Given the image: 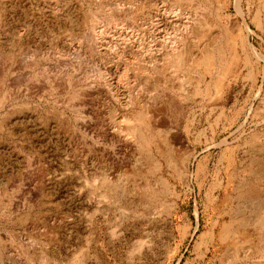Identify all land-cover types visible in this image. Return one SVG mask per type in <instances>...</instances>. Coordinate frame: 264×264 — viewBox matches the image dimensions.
Returning a JSON list of instances; mask_svg holds the SVG:
<instances>
[{
  "label": "rangeland",
  "instance_id": "374dc122",
  "mask_svg": "<svg viewBox=\"0 0 264 264\" xmlns=\"http://www.w3.org/2000/svg\"><path fill=\"white\" fill-rule=\"evenodd\" d=\"M100 1L103 0H63L57 5L54 0H0V42L11 56L5 86L12 90L9 84L16 83L20 88L8 100L6 111H21L0 130V264H229L230 243L220 244L217 240L220 226L228 225L232 219L240 225L252 223L248 229L253 231L264 210V190L256 199L246 193L250 185L264 186V149L257 152L246 144L252 131L264 136V109L260 106L257 115H249L254 91L251 82L243 79L246 71L225 95L224 115L218 117L219 110L211 109V103L199 105L200 98L196 97L194 123L188 125L187 139L195 144L198 158L190 172L195 171L198 161L205 162V169L183 185L172 177L162 141L166 135L177 133L176 122L171 120L167 130L155 133L147 149L138 144L137 135L130 139L117 127L129 108L128 96L133 98L136 88L156 96L170 87L168 79L156 75L137 77L130 92L116 88V81H112L111 88L102 85L111 82V67L116 66L120 74L126 58L138 57L137 44L149 43L157 49L151 37L168 39L175 31L165 25L157 27L154 18L140 14L136 20L124 18L122 26L112 28L104 24L110 10L102 8ZM158 3L169 8L168 0ZM182 9L177 13L183 20L188 15ZM255 9L257 2L247 16L249 23ZM94 21L103 28H99L102 41L94 39L95 34L89 31ZM223 23L225 26L226 21ZM251 28L257 34L250 36L251 43L264 55V30L260 33L254 26ZM124 32L136 40L132 39L135 46L122 44L119 33ZM63 37H84L81 41L85 50L84 59L78 62L79 74L85 75V120H81L85 130L72 119L67 139L41 124L46 114L56 116L53 114L60 109L57 96L45 92L37 98L25 92L31 85L27 76L32 63L29 52L50 57L55 46L61 47ZM104 42H112L111 49ZM152 54H143L151 69L157 62L162 64V55ZM73 59L75 55L71 54ZM35 60H41L35 61L39 68L50 61L48 68L52 69V60L41 56ZM99 75L102 83L97 81ZM178 83L172 85L176 88ZM101 85L104 96L98 100L90 91ZM259 86L264 89L263 76ZM204 87V82L199 84L201 91ZM186 88L188 92L193 90L191 86ZM253 103L256 107L257 103ZM244 120L248 125L243 137L237 139L234 131ZM254 122L261 124L255 127ZM224 139H228L234 155L226 199L219 185L226 184V171L229 173L231 168L226 159L221 160L225 147H215ZM153 159L163 164L159 172L150 170ZM252 162L261 168L255 171ZM158 176L176 187L178 197L164 192ZM210 228L214 229V238L201 240Z\"/></svg>",
  "mask_w": 264,
  "mask_h": 264
},
{
  "label": "bare ground",
  "instance_id": "6f19581e",
  "mask_svg": "<svg viewBox=\"0 0 264 264\" xmlns=\"http://www.w3.org/2000/svg\"><path fill=\"white\" fill-rule=\"evenodd\" d=\"M54 1L57 5L63 3V0ZM168 1L169 8L159 6V0L100 1V6L102 8L108 11L110 10L109 15L104 19L106 21L104 24L108 25L109 23L112 28L122 26L121 23L124 18L131 21L136 20L137 14H140L145 15L148 19L149 16L154 18V25L157 27H163L164 25L170 28L172 27V32L175 31V34H173V37L171 36V38L166 39L161 36L159 38H153V34L151 33L153 43L155 42V46H158L157 49L153 48L152 45H150V48L149 43L146 45L144 44V46L137 44L139 49L138 57L130 56L126 58L124 65L120 68V74L116 66L109 67V71L113 76L111 82L102 83L99 81L102 79V75H99V78L97 77V81L108 87L112 85V81H116V88L119 87L124 91H129L131 90V84L133 85V80L137 77L146 76L150 78L152 77L151 75H156L163 79H168L170 87L159 91V94H156V96L153 94L151 95L144 89H133L135 95L133 98L128 96L127 105L129 108H126L127 111H125L123 119L118 123L117 127L119 128V132H124L130 139H134V136L137 135L139 137L138 144H141L147 149L149 145L153 143L155 133L157 134L167 130L166 128H168L171 120L176 122L178 127L177 133L171 136L166 135L162 140L165 148L164 151L167 150L165 156H163L167 166L173 169L172 177L181 184L186 185L191 178L199 177L205 169V162L198 161L195 171L193 173L190 172L191 164L197 161L198 158L195 144L189 142L187 139L189 133L188 125L194 123V112L192 109L194 104L197 103L195 100L197 96L200 98L197 100L199 105L201 104L203 106L206 103H211V106H213L211 109L219 110L218 117L224 115L225 95L232 90L233 86L239 83L242 71L245 70L246 74L243 76V79H247L251 82V90L254 91L251 97L252 101L249 105L246 104L249 106V115L252 117L257 115L256 113L260 109V106H263L264 109V89L263 86L257 87L259 78H261V76L264 77V66L259 70V65H261V62H264V55L250 40L251 35H257L251 28V25L259 30L260 33L264 30V0ZM256 2L258 9H255L256 12L249 23L247 21V16L251 15V6ZM245 3L247 9L245 8ZM182 8L186 11L184 14H186V16L188 15L184 18L185 20L183 19L184 21L177 13ZM2 15V12H0V29L3 25ZM225 21L226 25L224 26L223 22ZM99 24V21H94L89 25V31L93 34L92 36L95 34L96 38L94 39L98 41L101 39L103 40L102 30L99 29L101 26L97 27ZM119 36L120 39L122 37V44L130 43V45L135 46L134 41L136 40L129 34L128 37L126 33L124 35L119 33ZM81 39L84 40V37H79L78 40H72L70 37H63L62 40H60L61 47L55 46L53 54L50 57L46 56L45 53H41L42 55L39 53L37 55L36 51L29 52L32 63H30V73L27 76L28 80H31V85L28 89H25V92H30L37 98H40V94L45 92L57 96L58 99L56 103L60 104V109L58 107L57 112L53 114L56 116L46 114L41 124L45 129H54L62 139H67L70 136L69 130L71 128L72 119L75 120V122L78 121V127L82 128L83 131L85 130V122L81 121L85 120V85L82 84V82L85 81V75H82V73L79 74L80 64L78 63L80 59H84L85 55L84 42L81 41ZM132 39H134V41H132ZM74 43L77 44V46H75ZM111 43L112 42H107L105 46L111 49ZM4 50L0 42L1 131L2 128L11 121L13 116L17 117L21 113L19 109H15L16 111L12 112L6 111L8 100L14 94L19 93L20 88L16 83L9 84L12 90L7 89L5 86L8 68L9 65L11 66V56L6 54ZM151 52L154 53V55ZM145 53H150V55L152 54L153 56L162 55V64L155 62L154 68L151 69L147 67L143 60V54ZM71 54H73V56L75 55V59L71 60ZM39 56H41V59L43 58L47 61L52 60V69H49L50 67L48 68L50 61L48 65L46 63L40 64V62L39 66L42 65V68H39L35 63V61H41L35 60V58L37 59ZM117 56H114L116 57L115 59H117ZM116 61H118V59ZM17 64H19V62ZM15 66L17 67V65ZM207 77L210 78L208 82L206 81ZM175 81H179V85L176 88L174 87L175 85H172ZM203 82L205 83V87L201 91L199 84ZM102 85L93 87L94 89L90 91V95H93V97L98 100L103 97L104 89H102ZM188 86L193 87L192 92L186 91V87ZM154 87L156 91H158L156 83H154ZM32 89L34 90L33 92ZM113 96L115 97V95ZM124 97H127L126 94ZM253 102L257 103L256 107H254ZM79 120L81 122H79ZM261 122H254V126H259ZM247 125L248 121L244 120V122L236 127L234 134L237 136V139L243 137ZM201 134H203V131L199 133L198 136H201ZM2 141L0 136V143H2ZM246 144L250 145L252 150L260 152L264 149V136L262 133L252 131ZM230 145L231 144H228V139H224L221 143L215 144V147H225L221 160L226 159L228 166L231 168V165L234 167V155ZM70 147L71 146L68 144L67 151L71 150ZM156 151L159 154L161 153L158 148ZM103 155H105V153ZM108 156L109 155H107V157ZM162 167L163 164L157 159H153V166L150 170L152 172H159ZM252 167L255 171L261 168L256 162H252ZM232 170L233 168H231L229 173L228 170L226 171L228 175L226 184L221 185L218 183L223 190L224 199H226L229 194ZM157 179L162 185L165 193L178 197L174 185H170L169 181L162 176H158ZM263 190V185H250L246 193H248V196L251 198L256 199L258 198L257 195ZM235 213L232 214L236 215ZM237 223L236 220L231 219L228 225L224 224L220 226L217 234V240L220 244L226 241L230 243L229 264H238L239 262H242V264H264V210L259 219H257V222L253 225V231L248 229L252 226L251 222V224L247 222L241 225ZM207 236L214 238L213 228L203 233L200 239L202 240Z\"/></svg>",
  "mask_w": 264,
  "mask_h": 264
}]
</instances>
